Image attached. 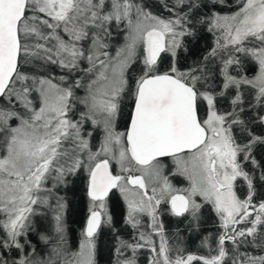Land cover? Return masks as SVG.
<instances>
[{"label":"snow or ice","instance_id":"1","mask_svg":"<svg viewBox=\"0 0 264 264\" xmlns=\"http://www.w3.org/2000/svg\"><path fill=\"white\" fill-rule=\"evenodd\" d=\"M0 264H264V0H0Z\"/></svg>","mask_w":264,"mask_h":264}]
</instances>
